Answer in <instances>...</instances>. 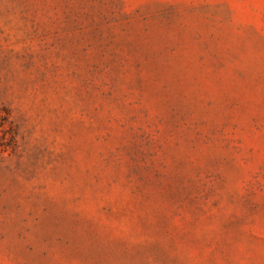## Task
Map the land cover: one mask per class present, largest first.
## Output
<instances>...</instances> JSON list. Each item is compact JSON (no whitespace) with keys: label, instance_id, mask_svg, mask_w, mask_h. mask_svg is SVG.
<instances>
[{"label":"rangeland","instance_id":"obj_1","mask_svg":"<svg viewBox=\"0 0 264 264\" xmlns=\"http://www.w3.org/2000/svg\"><path fill=\"white\" fill-rule=\"evenodd\" d=\"M0 264H264V0H0Z\"/></svg>","mask_w":264,"mask_h":264}]
</instances>
